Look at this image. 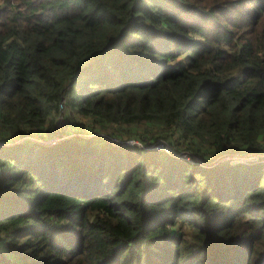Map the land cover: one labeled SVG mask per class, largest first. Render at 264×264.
<instances>
[{
    "label": "trees",
    "instance_id": "1",
    "mask_svg": "<svg viewBox=\"0 0 264 264\" xmlns=\"http://www.w3.org/2000/svg\"><path fill=\"white\" fill-rule=\"evenodd\" d=\"M0 241V264H264V0H0Z\"/></svg>",
    "mask_w": 264,
    "mask_h": 264
},
{
    "label": "rangeland",
    "instance_id": "2",
    "mask_svg": "<svg viewBox=\"0 0 264 264\" xmlns=\"http://www.w3.org/2000/svg\"><path fill=\"white\" fill-rule=\"evenodd\" d=\"M90 119H92V118H89V117H87V118H85V119H83L81 116H77L76 117V121L79 123V122H81V123H84L85 122V124L84 125H86V128L88 129V130H90V129H93V128H97L98 127V125H97V123L98 122H96V120H90ZM93 123H95V125H93ZM135 132H137V133H148V132H150L148 135L150 136V135H157V133H158V131L155 129V128H149V129H147V128H145L144 129V132H142V130H140V131H138L137 129H133ZM119 132L121 133V134H123V135H120V136H126L127 135V133H126V131H125V129H121V130H116V133H118L119 134ZM34 133H40V134H43L42 133V131H35ZM162 137L163 136H166L167 138H164V139H167L169 142H172L173 141V138H171V136H168V135H165V134H162L161 135ZM56 137H59V136H56ZM43 138V137H42ZM39 139V136L38 137H36V139H35V141H37ZM102 140H104V139H102ZM105 141V140H104ZM14 142L15 143H19V142H21V140L19 139V138H16L15 140H14ZM169 146V148L171 149L172 147L170 146V145H168ZM131 147H133V146H131ZM172 150V149H171ZM184 153V154H183ZM180 154L181 155H179L177 158L178 159H181V161H185V162H187V163H189V164H191L192 166H193V162H194V158L192 157V156H190L187 152H180ZM239 158H241L240 160L243 162V161H247L248 159H253L254 158V156H252V155H248V154H242V155H239L238 156ZM228 158H233V157H224L223 159H221V160H225V159H228ZM234 159V161H231V160H228V161H230V162H235L236 160H235V158H233ZM219 161V160H218ZM217 162V161H216ZM215 163V162H214ZM200 166H205V167H207V166H209V165H213L212 163L211 164H205V163H200L199 164ZM0 253L5 257V258H7L8 259V261H16L17 259H16V255L15 254H13L10 250H9V248H8V246L4 243V242H1L0 241Z\"/></svg>",
    "mask_w": 264,
    "mask_h": 264
},
{
    "label": "built area",
    "instance_id": "3",
    "mask_svg": "<svg viewBox=\"0 0 264 264\" xmlns=\"http://www.w3.org/2000/svg\"><path fill=\"white\" fill-rule=\"evenodd\" d=\"M105 141H107L109 143V145H112L114 147H131L133 146L134 148H139V149H151L153 151H158V152H164L166 154H171L173 156L178 157L179 155H181L180 153H174L168 146V144L165 141L162 140H156L155 142H153L150 145H142L141 143H139L136 140L130 139V140H118V139H114L112 137H108V136H102ZM62 137H53L47 140L44 139H38L37 142H39L40 144H43L44 146H53L56 143H58L61 140ZM184 154V153H183ZM256 159V157H254Z\"/></svg>",
    "mask_w": 264,
    "mask_h": 264
},
{
    "label": "bare ground",
    "instance_id": "4",
    "mask_svg": "<svg viewBox=\"0 0 264 264\" xmlns=\"http://www.w3.org/2000/svg\"><path fill=\"white\" fill-rule=\"evenodd\" d=\"M227 157H234V156H233V155H232V156H226V158H227ZM223 158H224V157H223ZM223 158H221V159H223ZM221 159H219V161H220Z\"/></svg>",
    "mask_w": 264,
    "mask_h": 264
}]
</instances>
